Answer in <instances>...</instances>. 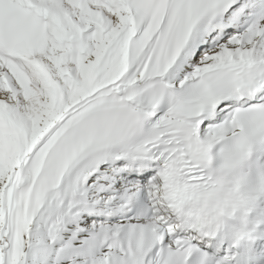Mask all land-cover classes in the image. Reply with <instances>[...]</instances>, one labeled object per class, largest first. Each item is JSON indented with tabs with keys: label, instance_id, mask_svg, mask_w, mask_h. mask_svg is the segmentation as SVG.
<instances>
[{
	"label": "snow or ice",
	"instance_id": "1",
	"mask_svg": "<svg viewBox=\"0 0 264 264\" xmlns=\"http://www.w3.org/2000/svg\"><path fill=\"white\" fill-rule=\"evenodd\" d=\"M0 264H264V0H0Z\"/></svg>",
	"mask_w": 264,
	"mask_h": 264
}]
</instances>
